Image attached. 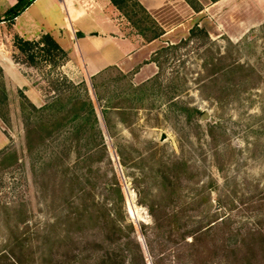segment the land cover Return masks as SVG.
<instances>
[{
    "label": "rangeland",
    "instance_id": "1",
    "mask_svg": "<svg viewBox=\"0 0 264 264\" xmlns=\"http://www.w3.org/2000/svg\"><path fill=\"white\" fill-rule=\"evenodd\" d=\"M128 11L126 35L162 32L149 60L90 78L0 25V264H264V0ZM18 90L65 109L26 136Z\"/></svg>",
    "mask_w": 264,
    "mask_h": 264
},
{
    "label": "crops",
    "instance_id": "2",
    "mask_svg": "<svg viewBox=\"0 0 264 264\" xmlns=\"http://www.w3.org/2000/svg\"><path fill=\"white\" fill-rule=\"evenodd\" d=\"M138 1L151 10L166 0ZM15 3L16 0H0V25H12L24 39L51 34L66 52V62L82 77L90 78L112 66L131 70L147 61L152 51L148 48L152 40L124 33L119 11L110 0H34L13 21L4 20L6 11Z\"/></svg>",
    "mask_w": 264,
    "mask_h": 264
},
{
    "label": "trees",
    "instance_id": "3",
    "mask_svg": "<svg viewBox=\"0 0 264 264\" xmlns=\"http://www.w3.org/2000/svg\"><path fill=\"white\" fill-rule=\"evenodd\" d=\"M33 1L34 0H16V3L6 11L4 20H8L10 22L13 21V19L17 15H19L24 9H26ZM110 2L126 17V19L133 26H136V21L132 20L128 9L131 8V11L140 13L142 17L146 16L149 13V10H147L138 0H110ZM161 34L162 32L159 31H154L151 36H146L145 34L141 33L143 39L146 41H151L160 36ZM14 45L18 50L19 55H22L24 57V61L29 63L30 65H36L40 60L49 62L53 65L63 63L67 60L66 52L49 33H42L36 39H24L22 37L16 36L14 40ZM152 61L156 62V59L153 58ZM63 79L66 80V78ZM18 93L20 99L19 107L24 125H29L28 120L31 119L32 113L40 111L51 117L53 114L51 112L52 110H55L54 112L60 113L65 109L66 104L63 103L64 96H62V94L60 96L58 95L54 97L45 105L41 107H36L22 92V90H18ZM8 99L9 95L3 80L2 68L0 67V119L5 124H9L10 121ZM86 101L88 104V114L93 117V120L95 122L96 113L94 104L89 98V96L86 97ZM55 106L58 107L56 108ZM64 119L65 118L61 115V117L59 118L61 124ZM28 125H26L25 127L26 136L30 132V130H28Z\"/></svg>",
    "mask_w": 264,
    "mask_h": 264
},
{
    "label": "water",
    "instance_id": "4",
    "mask_svg": "<svg viewBox=\"0 0 264 264\" xmlns=\"http://www.w3.org/2000/svg\"><path fill=\"white\" fill-rule=\"evenodd\" d=\"M208 117V113L207 112H202L201 113V119H206Z\"/></svg>",
    "mask_w": 264,
    "mask_h": 264
}]
</instances>
